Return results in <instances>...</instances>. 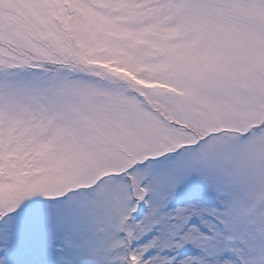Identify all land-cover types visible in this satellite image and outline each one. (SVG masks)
Here are the masks:
<instances>
[{
	"label": "snow or ice",
	"instance_id": "1",
	"mask_svg": "<svg viewBox=\"0 0 264 264\" xmlns=\"http://www.w3.org/2000/svg\"><path fill=\"white\" fill-rule=\"evenodd\" d=\"M0 264H264V0H0Z\"/></svg>",
	"mask_w": 264,
	"mask_h": 264
}]
</instances>
